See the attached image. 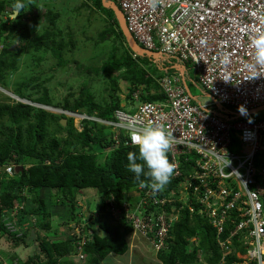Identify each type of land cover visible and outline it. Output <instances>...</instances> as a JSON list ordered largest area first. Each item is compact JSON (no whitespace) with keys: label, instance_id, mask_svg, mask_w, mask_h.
<instances>
[{"label":"built area","instance_id":"obj_1","mask_svg":"<svg viewBox=\"0 0 264 264\" xmlns=\"http://www.w3.org/2000/svg\"><path fill=\"white\" fill-rule=\"evenodd\" d=\"M109 1L120 8L139 46L191 64L213 103L197 102L179 71L159 80L164 101L139 102L135 94L139 104L118 110L116 122L63 109L58 113L76 122L79 131L86 120L114 126L128 146H135L129 124L162 126L172 134L167 157L175 165L170 180L176 184L157 192L139 186L137 200L125 204L133 234L154 251L174 241L170 232L186 206L216 231L223 253L219 264L233 252L237 260L232 264H264V118H236L241 106L246 112L264 109V66L246 67L254 63L250 39L264 33V0H159L155 11L148 0ZM223 107L235 117L218 115ZM16 167L11 163L5 171L12 176ZM112 212L119 217L115 205ZM5 217L17 237L28 230L29 223L23 230L16 226L18 209ZM84 245L78 244V257L85 256Z\"/></svg>","mask_w":264,"mask_h":264},{"label":"trees","instance_id":"obj_2","mask_svg":"<svg viewBox=\"0 0 264 264\" xmlns=\"http://www.w3.org/2000/svg\"><path fill=\"white\" fill-rule=\"evenodd\" d=\"M14 2L15 0H0V89H7L8 77L19 69L20 53L18 50L11 51L12 43L6 45L11 39L27 40L29 47L35 51H50L58 61V68L74 63L80 71L104 76L110 81L108 98L101 103L95 100L90 87L84 85L77 98L73 101L66 99L59 106L63 110L116 122L115 113L118 110H128L137 102L135 94H138L139 102H162L166 99L159 80L177 74L179 70L176 65L174 67L167 64L164 56L158 52L154 55L137 54L121 30L114 9L106 7L103 0H88L91 5L85 3L83 6L93 13L106 16L107 24L100 33V41L116 36L124 43L125 51L119 58H111L102 67L94 69L77 61L65 60L63 50L68 44L63 41L61 32L57 29L61 14L48 9L42 32L39 27L44 15L39 14V7L30 0H23L25 8L16 21L8 20V7ZM112 5L117 6L113 2ZM29 16L31 19L28 23L25 18ZM57 30L60 32L59 41ZM69 36L72 52L76 43L72 32ZM35 80L36 78H32L24 86H17L14 93L19 99L31 104L10 97L2 100L3 94L0 91V122L4 121L5 124L0 127V240L7 237L18 247H31L40 242L39 250L26 261L19 262L11 258L7 264H70L65 263L63 258L78 254V244L86 237L73 234L63 239L55 237L48 240L40 235V231L52 230L49 207L71 208L72 216H76L79 208L77 198L87 189L97 191L101 197L100 204L96 207L97 214L89 216L92 222L88 227L98 225L103 231V235H100L95 230L85 239L87 242L82 252L87 261L89 264H102L112 254L126 255L130 250L127 237L132 233L133 227L125 216V204L129 206L137 200L134 192L139 186L151 183L143 174L137 180L135 174L128 170L127 155L129 152H136L137 147L126 145L127 138L114 126L97 121H84L82 131L75 127L72 119L64 127L61 123L63 119H67L64 115L59 116L46 110L47 107L56 106L43 84L34 86V91L40 93L39 97H34L33 93H24V89ZM193 80L197 82L198 77L195 76ZM121 82L128 84L129 93L125 99L120 96ZM185 83L193 96L191 87L187 81ZM205 95L209 96L206 91ZM257 116L264 118L263 113ZM231 117L235 116L228 115V118ZM240 118L252 119L251 116ZM109 128L110 133H107ZM115 136L117 140L114 139ZM11 163L17 167L22 166L24 170L8 175L4 166ZM175 184L176 182L169 180L165 187L169 190ZM114 205L119 217L112 212ZM15 209H18L16 226L23 230V225L29 223L28 230L21 237L7 228L5 213H11ZM80 213L83 215L81 211ZM34 219L35 222L32 221ZM170 236L174 241L157 255L162 264H198L199 255H203L206 264H219L222 259L223 253L216 241V231L198 213L191 215L186 206ZM225 237L226 235L222 238ZM226 260V264H232L237 260L236 254L233 252L228 255Z\"/></svg>","mask_w":264,"mask_h":264},{"label":"rangeland","instance_id":"obj_3","mask_svg":"<svg viewBox=\"0 0 264 264\" xmlns=\"http://www.w3.org/2000/svg\"><path fill=\"white\" fill-rule=\"evenodd\" d=\"M35 6L39 7V14L44 15V19L39 27L43 32L42 26L46 23L45 15L48 9H51L58 14H61V18L57 21V29L61 32L63 41L68 44L67 48L63 50L64 58L67 61H77L85 67L100 68L103 64L113 58H119L124 54L125 45L116 36H112L109 40L100 41V33L104 30L107 20L106 16L99 13H93L83 6L85 3L91 5L88 0H30ZM113 2V1H111ZM115 4V2H113ZM118 7V6H117ZM29 23L30 16L25 18ZM57 30V41H59L60 32ZM72 32L73 40L75 41V47L71 50L69 44L70 36ZM13 44V51L18 50L20 53L19 69L14 75H11L7 79V89H0L3 94L2 100L5 97H10L22 103L31 104L26 100L20 101L15 96L17 86L25 85L30 79L36 78L30 86L24 89V93L34 94V97H39L40 93H36V85L43 84L48 90L49 97L53 101L56 107H47V111L61 116L58 111L60 105L65 103V100L73 101L80 95L82 86L87 85L90 87L95 100L101 103L108 98V92L110 88V81L104 76L90 75L86 72H82L78 67L71 63L65 67H56L57 59L51 54L50 51H35L29 47L27 40L17 41L8 40L6 45ZM1 46V45H0ZM70 46V47H69ZM163 59L167 64L177 67L180 72L185 73L186 81L192 89L195 100L202 104H212L213 100L205 95V89L199 82L193 80L195 76L198 77L195 68L190 65L181 62L177 58L164 56ZM163 60V61H164ZM120 96L125 99L128 96V84L126 82L120 83ZM8 103L12 104L11 101ZM138 105L139 102H136ZM208 108L207 111H210ZM63 111V110H62ZM217 112V109H216ZM232 109L223 107L218 109V115L228 116L231 115ZM260 113H264V109L257 110L253 116H257ZM67 120L68 117L66 116ZM101 123L100 121L96 120ZM68 123V121H67ZM76 124V122H74ZM7 125V123H6ZM5 126L4 121L0 122V127ZM64 127L67 126L63 125ZM110 133V128L106 131ZM108 137H110L108 135ZM116 139V136L114 137ZM50 199H48L49 201ZM101 197L97 191L93 189H87L78 196V208L76 210V216H72L71 208L62 207H49V211L52 214L51 224L52 230L50 232L40 231L42 237L53 240L55 237H61L59 239L67 238L69 235L80 234L82 237L91 236L93 231H97L98 234L103 235V231L96 225L89 228L88 226L92 222L89 216L96 215V207L100 204ZM80 211L83 213L81 215ZM94 217V216H93ZM85 219V220H84ZM36 221L35 219L33 220ZM130 243V252L124 258L118 255H110L102 264H117L118 261L124 260L125 264H130L129 260H132V264H159L157 254L153 251L151 245L141 237L134 235L127 237ZM39 243H34L31 247H25L24 245L16 246L9 238L3 237L0 240V262L7 264L8 261L13 258L15 261L24 262L29 257L35 255L39 250ZM65 263L70 264H89L86 255L83 258L78 257V254L70 255L63 258Z\"/></svg>","mask_w":264,"mask_h":264},{"label":"clouds","instance_id":"obj_4","mask_svg":"<svg viewBox=\"0 0 264 264\" xmlns=\"http://www.w3.org/2000/svg\"><path fill=\"white\" fill-rule=\"evenodd\" d=\"M148 5L155 11L159 5V0H148ZM24 8L25 4L23 0H15V2L8 7V20L16 21L17 17L24 11ZM250 46L254 49V63L246 65V67L264 66V33H258L253 36L250 39ZM238 111L241 115L246 114V109L243 106L239 107ZM126 127L131 129L129 133L131 143L137 146L136 152H129L127 155L128 170L135 174L137 180L140 179L142 174L148 177L151 183L147 186L150 187L153 192L162 190L168 184L175 168V165L171 163L167 157V153L173 142L172 134L166 132L162 126H152L151 124L142 128H136L131 124ZM229 164L230 161L227 165ZM5 167L6 166H4V169ZM130 235H134L133 231ZM193 240L197 242L196 239ZM82 241H85V243L87 242L85 239ZM154 252L157 255L159 253L156 251ZM199 257L198 264H206L203 255H199Z\"/></svg>","mask_w":264,"mask_h":264},{"label":"water","instance_id":"obj_5","mask_svg":"<svg viewBox=\"0 0 264 264\" xmlns=\"http://www.w3.org/2000/svg\"><path fill=\"white\" fill-rule=\"evenodd\" d=\"M103 3L105 4L106 7H108V8L112 7L114 9V11H115V13L117 15V19L119 21L121 30L126 35L127 40L129 41V44L132 47V49L139 55H143V54L154 55L155 52H151V51H148V50L144 49L143 47L139 46L137 44V42L134 40L133 36L128 31V28H127V25H126V22H125V18H124L123 13L121 12V10L117 6L112 5V2H109V0H103ZM12 50H13V47H11V51ZM20 101H22V100H20ZM256 111L257 110H252V111L246 112L245 115L238 114L237 118L253 115ZM67 121H68L67 119H63L61 121V123L63 125H66ZM263 145H264V142H263ZM23 170H24V168L22 166H19V167L16 168V173H20Z\"/></svg>","mask_w":264,"mask_h":264},{"label":"crops","instance_id":"obj_6","mask_svg":"<svg viewBox=\"0 0 264 264\" xmlns=\"http://www.w3.org/2000/svg\"><path fill=\"white\" fill-rule=\"evenodd\" d=\"M130 236H131V235H130ZM129 244H130V243H129ZM130 247H131V246H130ZM129 252H130V250H129ZM129 252H128V253H129ZM128 253H127L126 255H124V258H125L126 256H128V258L130 257V256L128 255ZM120 257H123V256H120ZM130 258H131V257H130ZM125 262H126V261H124V260H120V261L117 262V264H125ZM129 262H130V264H132L133 261H132V260H129ZM159 264H161V263H159Z\"/></svg>","mask_w":264,"mask_h":264}]
</instances>
